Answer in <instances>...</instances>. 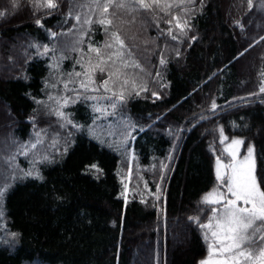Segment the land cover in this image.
<instances>
[{
  "label": "trees",
  "instance_id": "trees-1",
  "mask_svg": "<svg viewBox=\"0 0 264 264\" xmlns=\"http://www.w3.org/2000/svg\"><path fill=\"white\" fill-rule=\"evenodd\" d=\"M56 2L59 8L47 9L36 6L40 0H19L17 7L0 0V136L24 140L31 134L30 117L49 65L30 56V43L48 42L49 30L70 26L71 2ZM192 9L189 37L179 54L170 51L160 96L128 102L140 124L135 148L144 163L167 154L173 141L166 128L184 127L166 188L165 255L153 253L158 241L164 246V227L156 233L157 210L121 196L118 154L80 133L64 159L45 169L43 180L20 181L8 195V226L18 232V245L13 251L0 246V264H199L206 256L202 229L189 217L204 223L210 216L201 201L217 183L220 133L241 137L243 151L253 145L257 176L264 175V40L254 42L263 25L238 27L245 0H196ZM115 19L129 43L155 35L141 14L134 18L121 10Z\"/></svg>",
  "mask_w": 264,
  "mask_h": 264
},
{
  "label": "rangeland",
  "instance_id": "rangeland-1",
  "mask_svg": "<svg viewBox=\"0 0 264 264\" xmlns=\"http://www.w3.org/2000/svg\"><path fill=\"white\" fill-rule=\"evenodd\" d=\"M43 2V0H40ZM71 2L70 9L72 16L70 20V26L67 29L58 28L49 30V40L45 43L31 42L29 47L32 52L31 57L38 56L47 60L49 65V72L44 80V87L42 95L36 98V110L30 117L32 131L27 139H18L12 136L6 135L0 136V156L4 159L0 160V184H8L10 187L5 192V195L0 199V211L3 212V216L0 217V246L7 247L13 251L18 245V235L13 237V231L8 226L6 200L10 192L15 185L28 178H34L33 176H26L25 173L32 171L34 168L39 171L43 180L45 178V169L60 163L72 145L76 142L78 134L85 133L89 138L96 140L101 145L111 148L119 156L118 175L121 180V196L125 202L137 199L144 205L150 208H155L159 214L157 222L156 233L160 234L159 226L162 225L163 242L164 246L161 248L160 242H157V247L153 253L155 258L157 255H165V239H166V218H165V195L169 176L175 166L176 160L180 150V138L184 131L183 126L169 127L165 131L172 138V146L169 148L167 154L161 158L152 157L149 163H144L140 154L135 148V141L137 139V129L140 124L136 121L134 116L128 109V102L134 97L150 95L151 97H159L161 90L166 85L165 79V67L168 59H170V51L173 53L180 52L179 44H181L186 38H188V30L190 28V17L193 13L191 4H186L185 8L173 7L168 10L154 9L152 11L140 10L131 13L135 18L137 15H142L150 24V33L155 35L147 36L140 35V38L131 43L125 38L124 31H122V25H120L119 19L116 29L111 25H100L93 23L91 25H81L73 18L77 14H83L88 12V8H83L80 5H86L87 0H69ZM179 0H161V3H178ZM196 3V2H195ZM58 4V3H57ZM246 9L244 10V16L240 19L238 27L245 29L246 25H263V33L258 38V41H254L258 44L264 40V0H252V7L249 8L248 0H245ZM59 8V4H58ZM187 10V14L185 11ZM112 12V9H109ZM174 17H180V22L183 24L187 21L188 27L184 29L187 32L186 35L182 34L181 30H178L175 25ZM90 18L95 21L98 19L97 15H91ZM108 19H113L109 16ZM172 21L169 24L167 21ZM107 27V32L105 31ZM70 35H61L62 33H68ZM124 30V29H123ZM171 30V31H170ZM148 31V32H149ZM55 32V37L50 33ZM117 32L122 40H124L126 49L131 51V56L125 52L124 59L130 62V66L124 69L120 68V62L117 61L115 65L111 62L101 65L105 67V72L101 73L98 68L93 66L99 63L97 60V53L90 51L92 48H99L101 56L105 61L108 60V55L115 50V42L111 38V33ZM173 35L176 39H173ZM113 45L112 48L106 47V45ZM39 45V49L35 47ZM44 46L48 49H55V52L49 51L48 55H40L44 51ZM160 49V53L157 55V50ZM175 51V52H174ZM171 53V54H173ZM156 54V61L153 57ZM139 56H143L146 63ZM115 59V57L113 58ZM163 60V63L161 61ZM80 61V63H77ZM134 61L139 67L131 66V62ZM4 63L0 66V76L3 73ZM122 71L126 73V76L120 77L118 81L115 77L109 80V88L112 92H116L118 95L123 94L125 99L122 104H118V107L113 110L109 106L107 100H87L83 99L84 95L105 97L110 96L112 92H106L100 85L105 79H109V72ZM80 72L82 75L76 77L74 74ZM88 72L94 83L89 84V88H99V91H89L84 93L83 89L79 88L81 80H85L83 75ZM69 74H72L71 76ZM128 80L127 84L123 83L124 79ZM71 81V82H69ZM69 84V89L77 88L81 94V99L76 103H71L65 106L60 111H63L65 115L72 121L71 124H67L63 119L56 116L54 110L58 108L57 101L63 103L61 98L74 97L75 92L66 91L64 84ZM264 86V84H262ZM49 97L56 98L50 100ZM93 107L105 108L106 112L102 115L99 112H94ZM115 112L114 115L110 113ZM7 126H12V122L9 121ZM73 125H76L75 127ZM37 134L43 141V144L38 145L36 149L29 152L27 156L20 154L18 149L22 144L35 143ZM227 137V140L224 139ZM233 139H241V137L229 138L226 133H220L221 143V155L215 157V175L217 168V159L221 161V173L226 175L230 172V169H225L223 165H227L231 162V156L226 151L228 145ZM13 141L16 143L13 144ZM124 141H127L126 143ZM254 148L253 145H249ZM248 148V147H247ZM247 148L243 151V144L237 146V159H242L246 153ZM255 150V149H254ZM33 153H36L34 156ZM15 154V160L8 162V158ZM255 155V152H254ZM46 157V159H44ZM35 160V163L33 161ZM256 160V159H255ZM96 166V165H95ZM98 176V174H94ZM217 179V176H216ZM219 189L223 191L224 188L217 180L215 186L209 191ZM205 193L203 197L208 194ZM159 197V198H157ZM202 197V198H203ZM202 202V201H201ZM203 204V203H202ZM211 207V206H210ZM211 216V213H210ZM208 220L204 223H207ZM203 235V230H202ZM159 238V237H158ZM160 239V238H159ZM176 237H174V240ZM207 256V254H206ZM203 257L202 260H204ZM135 261L138 260L137 254L134 257ZM199 262V264H200ZM26 264H48L41 260H34L27 262ZM61 264V263H60ZM154 264H159L157 261Z\"/></svg>",
  "mask_w": 264,
  "mask_h": 264
},
{
  "label": "snow or ice",
  "instance_id": "snow-or-ice-1",
  "mask_svg": "<svg viewBox=\"0 0 264 264\" xmlns=\"http://www.w3.org/2000/svg\"><path fill=\"white\" fill-rule=\"evenodd\" d=\"M19 0H12L13 7L18 6ZM196 0H179L178 3H161V0H87L86 5H80L81 8L87 7L88 12L75 15L73 18L78 24L91 25L93 23H98L100 25H112L114 19L118 15V12L128 11L137 12L140 10L152 11L154 9L168 10L173 7L185 8L186 4L194 5ZM249 8L252 7V0H248ZM37 7H45L47 9H56L58 4L56 0H43V3H37ZM113 11L110 13L109 9ZM187 14V10L185 11ZM4 12H0V16H4ZM69 16H72V10H69ZM97 15L98 19L93 21L90 16ZM112 16L113 19H108ZM175 27L182 31V34L186 35L187 32L184 31L187 25L185 20L182 24L180 22V17H174ZM169 24L172 21H167ZM37 25L43 27L40 20L36 21ZM107 27L105 31L107 32ZM71 29L68 33H62L61 35H70ZM171 31V30H170ZM51 36L55 37L57 33L51 32ZM111 38L115 42V50L108 55V60L105 61L101 56L99 48H92L90 46V51L97 53V60L99 63L94 65V68H98L101 73L105 72V67L101 66L111 62L113 65L117 61L120 62V68L124 69L130 66V62L125 60V52L127 55L131 56V51L126 49L124 40L120 38L117 32L111 33ZM173 39L176 36L173 35ZM32 45H30L31 47ZM39 49V45H35ZM108 48H112L113 45H106ZM49 51L55 52V49H48L44 46V51L39 53L40 55H48ZM115 57V59H113ZM80 63V61H77ZM163 63V60L161 61ZM131 66L139 67L134 61L131 62ZM70 76L72 74H69ZM76 77H80L82 74L76 72L74 74ZM85 80H81L79 83V88L84 90V93L89 91H99V88H89L90 83H94L91 75L88 72L83 74ZM264 75V74H262ZM109 79H105L100 85L106 92H112L109 88V80L116 78L113 82L115 83L122 76H126V73L122 71L109 72ZM71 82V81H69ZM124 84L128 83L125 78L123 80ZM64 88L66 91L75 92L74 97H63V103L58 104V108L54 110L56 116L63 119L67 124H71L72 121L63 111L59 109L64 108L68 104L76 103L77 100L81 99V94L77 88L69 89V84L65 83ZM260 93H264V86L259 89ZM50 100H55L54 97H49ZM83 99L87 100H107L109 106L115 110L118 104L124 102V95L112 92L110 96L96 97L84 95ZM213 109L217 106L215 103L212 105ZM94 112H99L102 115L106 112L105 108L93 107ZM114 115L113 111L110 113ZM74 127L76 125H73ZM222 131V130H221ZM227 140V137H224ZM125 143L127 141H124ZM16 142L13 141V144ZM43 144V141L39 138L37 134L35 143H28L20 145L18 152L27 156L29 152L36 149L38 145ZM244 144L241 139H233L228 145L226 151L231 156V162L227 165H223L225 169H230L226 175L221 173V161L217 159L216 176L217 180L223 186L224 190L214 189L202 198V203L209 205L211 216L208 217L207 223H199L198 217H189V220L195 222L197 226L203 230L202 238L206 244L207 256L200 264H264V189H262L261 184H264V175L259 178L256 173V160L254 155V148L248 146L247 153L242 159H237V146ZM35 156L36 153H33ZM4 158L0 156V160ZM46 159V157H44ZM15 160V154L8 158V162ZM35 163V160L33 161ZM93 168L96 166L93 165ZM26 176H33L36 179H42L39 171L35 168L32 171L25 173ZM10 185L0 184V199L5 195ZM159 198V197H157ZM3 216V212L0 211V217ZM13 237L18 234L13 233Z\"/></svg>",
  "mask_w": 264,
  "mask_h": 264
}]
</instances>
